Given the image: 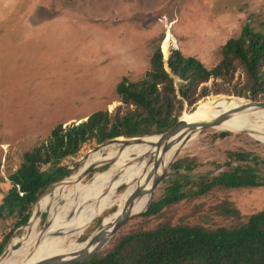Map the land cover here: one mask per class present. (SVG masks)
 Listing matches in <instances>:
<instances>
[{"label": "rangeland", "instance_id": "rangeland-1", "mask_svg": "<svg viewBox=\"0 0 264 264\" xmlns=\"http://www.w3.org/2000/svg\"><path fill=\"white\" fill-rule=\"evenodd\" d=\"M245 25L264 34V0H0V203L10 187L7 176L19 167L22 155L45 140L57 124L83 121L96 111L124 109L115 93L117 83L123 78L129 81L143 78L156 46L161 50L168 26L176 42L170 51L179 50L196 57L211 68L220 60L223 43L237 38ZM162 58L165 64L167 58L164 54ZM234 80L242 83L240 70L234 73ZM213 84L211 79L206 85L211 88ZM217 96L236 95L210 93L184 112L190 114L199 102ZM253 124L264 131L254 119ZM220 132L225 131L207 128L196 133L172 161L195 157L203 164L196 173L216 174L224 167L228 150H245L264 160V144L259 140L244 133L214 140V135ZM110 143L82 147L76 156L66 159L63 164L70 175L61 181L75 175L90 152ZM121 148L116 146L115 150ZM134 156L129 155L125 162ZM215 163H221L220 167ZM110 165L104 163L92 169L81 184L92 183ZM167 171L170 172V167ZM132 183L134 179H124L115 195L125 193ZM164 187L161 181L151 200L160 197ZM106 191L105 188L99 195H105ZM118 206L102 205L97 209L77 242L92 235ZM224 206L237 211L240 218L225 212ZM263 208L264 186L229 191L215 188L168 206L165 218L150 219L143 228L152 229L165 220L173 225L229 226ZM140 215L130 217L113 237L118 232L136 229L143 221ZM45 219L46 214H41L38 232L42 231ZM1 228L0 225V242L2 233L8 232V228ZM75 230L72 227L70 234ZM25 233L26 226L18 228L3 251ZM20 246L18 242L12 250Z\"/></svg>", "mask_w": 264, "mask_h": 264}, {"label": "trees", "instance_id": "trees-1", "mask_svg": "<svg viewBox=\"0 0 264 264\" xmlns=\"http://www.w3.org/2000/svg\"><path fill=\"white\" fill-rule=\"evenodd\" d=\"M162 41V38L159 39ZM169 72L159 45L149 60L142 79L123 78L115 93L124 109L96 111L75 124H57L49 136L22 155L19 167L7 176L9 189L0 203V255L6 241L25 226L31 209L52 184L70 175L63 162L77 155L82 147L95 148L116 138L158 135L169 130L186 108L210 93L234 94L264 101V34L245 25L237 38L220 49V60L207 68L193 56L173 50ZM240 70L243 81L234 80ZM177 78V81H175ZM213 79L211 88L207 83ZM230 132H220L224 139ZM225 163L216 174H198L203 164L195 157L175 160L163 194L151 200L141 217L142 223L128 233L118 232L108 246L76 264H264V208L229 226L207 228L200 224H175L165 220L144 229L150 219L165 218L168 206L181 200L205 195L215 188L257 189L264 186V160L245 150H228ZM221 163L214 165L219 168ZM239 219L237 211L223 207ZM86 239V238H85Z\"/></svg>", "mask_w": 264, "mask_h": 264}, {"label": "bare ground", "instance_id": "bare-ground-1", "mask_svg": "<svg viewBox=\"0 0 264 264\" xmlns=\"http://www.w3.org/2000/svg\"><path fill=\"white\" fill-rule=\"evenodd\" d=\"M169 26L161 45L165 58L176 45ZM246 103L247 101L241 98L211 97L199 102L192 113L183 112L180 118L191 123L227 114L215 130L227 129L233 133L243 130L264 144V131L253 124L254 119L264 129V109L245 106ZM174 138L160 143L156 151L154 144L158 141V136H146L126 142H111L110 145L101 146L102 149L90 152L75 175L65 182L60 181L61 184H54L37 200L33 216L26 226V233L19 241L9 244L0 258V264H37L58 256L68 258L86 248L91 235L81 243L77 242V239L89 224L91 215L102 205L119 204L110 213L111 216L108 215V218L101 222L103 230L108 231L116 216L124 210L128 196L137 188L146 191L158 172L167 168L179 145ZM116 146L122 148L116 151ZM101 150H105V153ZM154 152L160 160L159 169L154 165ZM131 154H135L134 158L126 163L125 160ZM104 163L111 164L104 173L95 176L88 185L81 184L87 170ZM128 177L134 179V183L129 185L125 193L115 195L117 187ZM105 188L106 194L100 196L99 192ZM148 198L146 193L139 195L127 211L131 214L140 212L145 208ZM41 214H46V219L42 231L38 232ZM72 227L76 228L73 235L69 231ZM18 242L21 243L20 248L13 251L12 247Z\"/></svg>", "mask_w": 264, "mask_h": 264}, {"label": "water", "instance_id": "water-1", "mask_svg": "<svg viewBox=\"0 0 264 264\" xmlns=\"http://www.w3.org/2000/svg\"><path fill=\"white\" fill-rule=\"evenodd\" d=\"M171 54H172V52L170 51L169 56L167 58V61L165 62V66H164L167 72H169L168 61L170 59ZM232 97L237 98L236 96H232ZM246 101H247V103L245 104V106H252V107L264 109V101H254V100H246ZM226 115L223 114L221 116H217V117L210 119V120L200 121V122H191V123H187L183 119L179 118L177 120V122L169 130H167L161 134H158V135H152V136H158V141L156 142V144H154L155 151L158 148V146L160 145V143H162L163 141L172 139L173 137H175L174 141H176V143L179 144L178 147L176 148V150L174 151V153L172 155V159L169 162L167 168L162 170L161 172H158V174L155 176V178L153 179L149 188L146 191H143L140 188L135 189L128 196L124 210L120 211V213L116 216L111 228L105 232L102 228V223H101L98 226V228L96 229V231L94 233H92L89 240H87L88 242H87L86 248H84L83 250H81L77 254L69 256L68 258L58 256V257H54V259L50 258V259L43 260L37 264H76V263L83 262V261L87 260L88 258H90L91 256L100 252L108 244L109 240L113 237V235L119 230V228L125 222L128 221V219L130 217L136 216L139 214H143L144 212H146V210L148 209V207L151 203L153 190L156 188V186L162 180L168 178V176L170 175V172L167 171L168 167H170L171 163L173 162L172 160L175 159V157L177 156V154L179 153V151L183 147V145L188 140H190L193 137V135H195L196 133H198L204 129H207V128H214L215 129L216 127H218L224 121ZM222 131H227V132L233 133L231 131H228L227 129L222 130ZM236 133L247 134L246 131H243V130L238 131ZM138 138L139 137L130 138V139H126V140H123V138H116V139L111 140L110 142H116L119 140H123V142H126L128 140H134V139H138ZM110 142H108V143H110ZM154 156H155L154 157V165L157 169H159L160 160L156 156V152H154ZM90 171L91 170H87L85 172V175H87ZM143 193H146L149 196L145 208L143 210H141L140 212H137L134 214L129 213L127 211V208L132 204L133 200L136 197H138L139 195H141ZM31 217H32V215H31ZM31 217L29 218V220L25 226L28 225ZM4 253H5V251H3L1 253L0 258L4 255Z\"/></svg>", "mask_w": 264, "mask_h": 264}, {"label": "clouds", "instance_id": "clouds-1", "mask_svg": "<svg viewBox=\"0 0 264 264\" xmlns=\"http://www.w3.org/2000/svg\"><path fill=\"white\" fill-rule=\"evenodd\" d=\"M171 52H172V51H171ZM164 66H165V64H164ZM183 112H184V111H183ZM183 112H182V113H183ZM181 115H182V114H181ZM179 118H180V117H179ZM179 118H178V119H179ZM85 119H86V117H85ZM85 119H84V120H85ZM78 122H80V121H78ZM78 122H75V123H78ZM75 123H70V124H75ZM68 125H69V124H68ZM225 132H226V131H225ZM151 136H152V135H151ZM144 137H146V136H144ZM120 138H122V137H120Z\"/></svg>", "mask_w": 264, "mask_h": 264}]
</instances>
